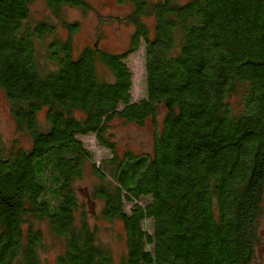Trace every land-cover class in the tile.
Segmentation results:
<instances>
[{
	"label": "trees",
	"instance_id": "1",
	"mask_svg": "<svg viewBox=\"0 0 264 264\" xmlns=\"http://www.w3.org/2000/svg\"><path fill=\"white\" fill-rule=\"evenodd\" d=\"M0 0V90L16 139L0 136V264H116L88 203L119 222L117 264H252L264 202V0H115L132 27L122 52L77 48L66 8L87 0ZM143 51L145 97L126 59ZM162 116L151 150L117 153L114 125ZM110 152L98 164L81 141ZM95 184L80 201L76 183Z\"/></svg>",
	"mask_w": 264,
	"mask_h": 264
},
{
	"label": "rangeland",
	"instance_id": "2",
	"mask_svg": "<svg viewBox=\"0 0 264 264\" xmlns=\"http://www.w3.org/2000/svg\"><path fill=\"white\" fill-rule=\"evenodd\" d=\"M91 4V11L86 13L74 9L66 8L63 17L68 21L80 22V30L74 36V43L77 48L90 45L96 35H99V46L103 50L112 52H122L126 49L132 27L126 23L123 18L129 11V7L119 6L115 0H87ZM34 11L33 17L41 18L47 15V10L40 0L32 5ZM128 66L133 73V85L131 90L132 100H139L145 97V75L144 59L142 49L129 55L126 59ZM162 116L159 114L155 118V128L149 121L144 127L139 128L133 125L116 124L110 130L116 145L117 153L122 155L126 151L135 154L147 153L151 150L154 130L161 128ZM0 136L6 147H9L14 140H18L20 145H28L27 138L20 137L16 133L13 120L9 113L8 102L4 93L0 90ZM84 146L92 152L95 162L98 164L103 158L110 156V152L100 148L93 135L80 138ZM96 178L87 174L81 181L76 183V189L80 201L84 200L87 192L95 184ZM92 215L89 222L97 229L98 239L101 244L107 246L117 264L118 256L124 250V233L122 225L115 221L108 223L104 221L99 210V202L88 203L87 206ZM264 210V202H263ZM44 234V242L47 246L45 254L41 258L46 260L47 264H54L56 255L60 252L61 244L58 239L49 234L45 224H40ZM259 234L261 237L260 245L256 249L255 259L252 264H264V211L259 223Z\"/></svg>",
	"mask_w": 264,
	"mask_h": 264
}]
</instances>
